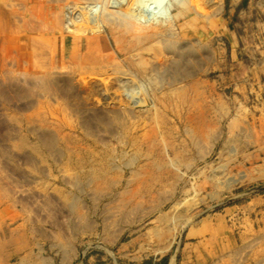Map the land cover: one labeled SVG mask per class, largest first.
<instances>
[{
	"label": "rangeland",
	"instance_id": "obj_1",
	"mask_svg": "<svg viewBox=\"0 0 264 264\" xmlns=\"http://www.w3.org/2000/svg\"><path fill=\"white\" fill-rule=\"evenodd\" d=\"M0 235V264H264V0H0Z\"/></svg>",
	"mask_w": 264,
	"mask_h": 264
},
{
	"label": "bare ground",
	"instance_id": "obj_2",
	"mask_svg": "<svg viewBox=\"0 0 264 264\" xmlns=\"http://www.w3.org/2000/svg\"><path fill=\"white\" fill-rule=\"evenodd\" d=\"M154 3L153 2H149V7L147 6V7H142V13H146V14H148V13H151V6L153 5ZM91 9V8H90ZM158 12H159V10L158 11H156V12H152L153 13V15H157L158 14ZM151 13V14H152ZM151 17H153V16H151ZM92 22L94 21L93 20V18H92V20H91ZM94 23V22H93ZM96 24V23H95ZM229 182V181H228ZM235 183V182H234ZM1 236V235H0ZM1 240H2V238H1ZM7 240V239H6ZM5 240V241H6ZM2 241H4V240H2ZM7 244V243H6ZM9 244V243H8ZM17 245H19V244H17ZM5 246V245H4ZM20 246V245H19ZM163 247V246H162ZM1 249V248H0ZM3 250H5V249H3ZM4 252V251H3ZM6 253V252H5ZM22 255H25V253L24 254H22ZM29 255V254H28ZM28 255H26L28 258H29V256ZM34 256V255H33ZM31 258V257H30ZM34 258H36L35 256H34ZM24 259V258H23ZM22 260V259H21ZM28 260V259H27ZM23 261V260H22ZM31 261H33V260H31ZM38 261V260H37ZM27 261L25 260V264H27L26 263ZM23 262H21V264H22ZM31 263V262H30ZM35 263V262H34ZM24 264V263H23ZM170 264H175V259L173 258L172 260H171V262H170Z\"/></svg>",
	"mask_w": 264,
	"mask_h": 264
},
{
	"label": "crops",
	"instance_id": "obj_3",
	"mask_svg": "<svg viewBox=\"0 0 264 264\" xmlns=\"http://www.w3.org/2000/svg\"><path fill=\"white\" fill-rule=\"evenodd\" d=\"M191 261H192L191 264H197V263H195V261H196L195 259L192 258ZM197 262H198V260H197Z\"/></svg>",
	"mask_w": 264,
	"mask_h": 264
}]
</instances>
